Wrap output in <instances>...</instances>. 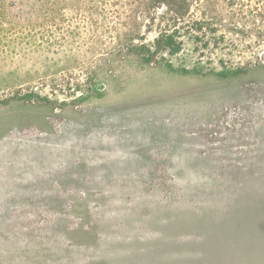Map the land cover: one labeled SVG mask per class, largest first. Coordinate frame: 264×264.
Segmentation results:
<instances>
[{"label":"rangeland","instance_id":"1","mask_svg":"<svg viewBox=\"0 0 264 264\" xmlns=\"http://www.w3.org/2000/svg\"><path fill=\"white\" fill-rule=\"evenodd\" d=\"M113 1L0 0V264H264V39Z\"/></svg>","mask_w":264,"mask_h":264},{"label":"trees","instance_id":"2","mask_svg":"<svg viewBox=\"0 0 264 264\" xmlns=\"http://www.w3.org/2000/svg\"><path fill=\"white\" fill-rule=\"evenodd\" d=\"M124 3L129 8L122 37L126 43L132 45L140 38L138 30L143 17L159 29L154 46H144L142 55L147 58L160 51H175L181 43L178 41L180 29L196 34L198 41L205 33L217 38L214 36L218 31L216 19L226 22L233 30L244 28L247 35L264 39V0H124ZM194 8L201 9L205 15L210 14V18H194Z\"/></svg>","mask_w":264,"mask_h":264}]
</instances>
